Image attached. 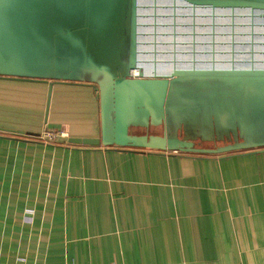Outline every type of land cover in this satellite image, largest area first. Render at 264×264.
I'll list each match as a JSON object with an SVG mask.
<instances>
[{
    "label": "crops",
    "instance_id": "obj_1",
    "mask_svg": "<svg viewBox=\"0 0 264 264\" xmlns=\"http://www.w3.org/2000/svg\"><path fill=\"white\" fill-rule=\"evenodd\" d=\"M47 83L0 78V264H264V148L69 144L97 90L52 83L44 119Z\"/></svg>",
    "mask_w": 264,
    "mask_h": 264
},
{
    "label": "water",
    "instance_id": "obj_2",
    "mask_svg": "<svg viewBox=\"0 0 264 264\" xmlns=\"http://www.w3.org/2000/svg\"><path fill=\"white\" fill-rule=\"evenodd\" d=\"M0 78L48 82L44 119L52 83L96 89L99 136L69 144L264 148V0H0Z\"/></svg>",
    "mask_w": 264,
    "mask_h": 264
},
{
    "label": "flooded vegetation",
    "instance_id": "obj_3",
    "mask_svg": "<svg viewBox=\"0 0 264 264\" xmlns=\"http://www.w3.org/2000/svg\"><path fill=\"white\" fill-rule=\"evenodd\" d=\"M132 132H135V133H143L144 130L143 129H133ZM147 133H160V128L157 127V128H148L147 130ZM217 144L221 145V143L219 142H199V141H196L195 142V146L196 147H203V145H207V146H210V147H215V146H218ZM203 148H206V147H203Z\"/></svg>",
    "mask_w": 264,
    "mask_h": 264
},
{
    "label": "built area",
    "instance_id": "obj_4",
    "mask_svg": "<svg viewBox=\"0 0 264 264\" xmlns=\"http://www.w3.org/2000/svg\"><path fill=\"white\" fill-rule=\"evenodd\" d=\"M58 136H63V133L61 131H55V130H49V129H44L41 132L40 139L45 140V141H52Z\"/></svg>",
    "mask_w": 264,
    "mask_h": 264
}]
</instances>
